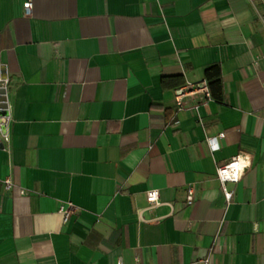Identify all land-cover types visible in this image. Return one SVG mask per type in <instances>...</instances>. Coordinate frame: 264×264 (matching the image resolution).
<instances>
[{
  "label": "crops",
  "instance_id": "1",
  "mask_svg": "<svg viewBox=\"0 0 264 264\" xmlns=\"http://www.w3.org/2000/svg\"><path fill=\"white\" fill-rule=\"evenodd\" d=\"M25 1L0 0V264H264V0Z\"/></svg>",
  "mask_w": 264,
  "mask_h": 264
},
{
  "label": "built area",
  "instance_id": "2",
  "mask_svg": "<svg viewBox=\"0 0 264 264\" xmlns=\"http://www.w3.org/2000/svg\"><path fill=\"white\" fill-rule=\"evenodd\" d=\"M25 10L27 14H31L33 11V0H26L25 3ZM4 67L0 68V82L2 83H8L9 78H4ZM4 89V88H3ZM5 93L7 94V89H4ZM7 103L8 106L6 108H1L0 110H8L7 115H1L0 114V123L3 125H6V131L0 135V147L4 143L5 140L10 139V132H9V122L11 119V113L9 111V97L7 95ZM182 103L179 101L176 104V109H181ZM219 137L223 138L224 134H220L218 137L211 138V144L213 148L219 147ZM243 162L244 166L242 168H236L233 167L234 165H238ZM253 164L252 155L248 152H241L234 156L231 160L224 164H220L217 168V174L218 177L222 183V189L224 191L225 197L230 202L233 200L235 195V184L240 182V180L244 177V175L248 172L250 167ZM233 175H239V179H233ZM5 186L7 189H10L14 186V181L12 178H6L5 179ZM147 199L149 202L150 207H155L159 204H161L163 201L161 199V191L159 188H149L147 190ZM195 202V187L189 186L188 192L186 196V204H193ZM170 204H173L172 202H169ZM72 207L73 204L70 202L68 204H63L60 206L61 211L65 213V220L68 221L70 218V215L72 213ZM206 264H210V259L208 256L204 259ZM122 264V262H120Z\"/></svg>",
  "mask_w": 264,
  "mask_h": 264
},
{
  "label": "trees",
  "instance_id": "3",
  "mask_svg": "<svg viewBox=\"0 0 264 264\" xmlns=\"http://www.w3.org/2000/svg\"><path fill=\"white\" fill-rule=\"evenodd\" d=\"M206 77L213 96L219 100H223L225 96L223 71L220 64H212L205 70Z\"/></svg>",
  "mask_w": 264,
  "mask_h": 264
},
{
  "label": "rangeland",
  "instance_id": "4",
  "mask_svg": "<svg viewBox=\"0 0 264 264\" xmlns=\"http://www.w3.org/2000/svg\"><path fill=\"white\" fill-rule=\"evenodd\" d=\"M0 88L7 89V92L9 93L10 85L8 83L0 82ZM8 93H7V95L9 97ZM0 114L1 115H7L8 114V110L7 109L0 110ZM5 131H6V125H3V124L0 123V135H2V133L5 132Z\"/></svg>",
  "mask_w": 264,
  "mask_h": 264
},
{
  "label": "bare ground",
  "instance_id": "5",
  "mask_svg": "<svg viewBox=\"0 0 264 264\" xmlns=\"http://www.w3.org/2000/svg\"><path fill=\"white\" fill-rule=\"evenodd\" d=\"M4 78H7V72L4 71ZM8 106L7 103V94L5 93V90L3 88H0V109L6 108Z\"/></svg>",
  "mask_w": 264,
  "mask_h": 264
},
{
  "label": "clouds",
  "instance_id": "6",
  "mask_svg": "<svg viewBox=\"0 0 264 264\" xmlns=\"http://www.w3.org/2000/svg\"><path fill=\"white\" fill-rule=\"evenodd\" d=\"M243 166H244V164H243V162L241 161L240 164H238V165H234L233 167H236V168H242ZM232 178L238 180V179H239V175H233Z\"/></svg>",
  "mask_w": 264,
  "mask_h": 264
},
{
  "label": "water",
  "instance_id": "7",
  "mask_svg": "<svg viewBox=\"0 0 264 264\" xmlns=\"http://www.w3.org/2000/svg\"><path fill=\"white\" fill-rule=\"evenodd\" d=\"M4 144H2V146H3Z\"/></svg>",
  "mask_w": 264,
  "mask_h": 264
}]
</instances>
